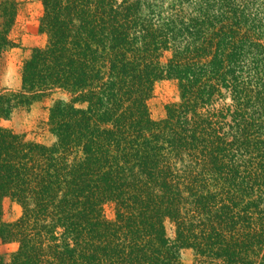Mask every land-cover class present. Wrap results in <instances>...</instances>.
<instances>
[{
    "label": "trees",
    "instance_id": "1",
    "mask_svg": "<svg viewBox=\"0 0 264 264\" xmlns=\"http://www.w3.org/2000/svg\"><path fill=\"white\" fill-rule=\"evenodd\" d=\"M40 1L0 120L63 95L50 143L0 126V264H264V0ZM19 8L0 0V57ZM162 80L179 99L153 119Z\"/></svg>",
    "mask_w": 264,
    "mask_h": 264
},
{
    "label": "rangeland",
    "instance_id": "2",
    "mask_svg": "<svg viewBox=\"0 0 264 264\" xmlns=\"http://www.w3.org/2000/svg\"><path fill=\"white\" fill-rule=\"evenodd\" d=\"M20 8L11 37L15 46L8 49L0 57V89H17L20 86V68L22 61L27 58L34 47L43 46L46 35L39 29V20L43 12L40 0H18ZM63 94H55L34 103L28 109H18L7 120H0V126L12 130L14 133L22 134L28 140L50 143L52 137L46 131L44 122L47 118L48 107L54 99ZM179 99L176 82L173 80H162L155 84L152 97L148 101L150 116L159 119L165 114V106ZM109 213L110 209L107 208ZM21 214V208L14 202L5 198L2 201V220L12 221ZM167 231L172 236L170 225ZM15 244H3L0 240V255L8 257L14 250ZM182 264H194V254L191 249L181 250Z\"/></svg>",
    "mask_w": 264,
    "mask_h": 264
}]
</instances>
